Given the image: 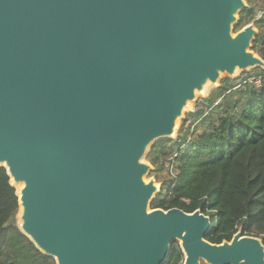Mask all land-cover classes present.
I'll use <instances>...</instances> for the list:
<instances>
[{"label": "water", "instance_id": "obj_1", "mask_svg": "<svg viewBox=\"0 0 264 264\" xmlns=\"http://www.w3.org/2000/svg\"><path fill=\"white\" fill-rule=\"evenodd\" d=\"M244 0H0V167L20 232L55 264H264L199 210L150 209L145 161L223 75L264 70ZM21 185V187H17Z\"/></svg>", "mask_w": 264, "mask_h": 264}, {"label": "trees", "instance_id": "obj_2", "mask_svg": "<svg viewBox=\"0 0 264 264\" xmlns=\"http://www.w3.org/2000/svg\"><path fill=\"white\" fill-rule=\"evenodd\" d=\"M246 14L249 19L255 14L250 0L239 13L240 23ZM260 37L264 41V35ZM257 55L264 60V49L260 48ZM253 71L257 83L245 84L247 103L237 113L236 106L223 104V111L211 118L199 135L186 140L182 126L174 139H160L171 148L158 149L163 160L175 155L174 174L162 183L150 209H180L185 213L199 210L211 219L206 240L212 244L230 241L241 231L243 236L261 239L264 245V70ZM154 145L145 158L157 171L163 163H159ZM18 210L15 188L0 167V264H55L20 232ZM180 263L183 255L174 242L163 264Z\"/></svg>", "mask_w": 264, "mask_h": 264}, {"label": "rangeland", "instance_id": "obj_3", "mask_svg": "<svg viewBox=\"0 0 264 264\" xmlns=\"http://www.w3.org/2000/svg\"><path fill=\"white\" fill-rule=\"evenodd\" d=\"M244 1L247 6L248 0H244ZM250 1L252 2V8L255 10L253 19H249L248 14H246L244 19L242 20V23H240L239 14H238V20L236 24L233 26V33L234 34L237 33V31L246 22H248L249 24L252 23L255 29L257 30L256 36L259 37L256 44H253L254 40L251 42V50L253 49L254 52L258 54V50L260 48L264 49V41L260 37L264 35V17L261 19L257 18V13L258 11H264V0H250ZM254 76L255 73L253 70H247L243 72L239 71L236 73L234 77H228L227 75H223L220 78L217 86L210 87L204 94L197 95L196 101L192 102L190 107L186 109L183 117L178 122L176 135L179 133V129L182 126L184 128L183 136L186 138V140L191 139L193 136L199 135L200 133L203 132L204 129H206L211 118L215 117V115L223 111L224 109V107L222 106L223 104L225 105L227 104L230 107L236 106L235 113H237L240 110V108L244 107L247 103V101H244L247 95L243 94V90H244L243 87L245 86L246 83L253 82ZM238 90L241 92H239ZM239 93L241 94L239 95ZM195 113H199V114L196 115ZM191 115L194 116L191 117ZM167 145H168L167 142H162L160 140H157L156 144L154 145L153 151H156L161 147H163V150L165 151H170L171 148H168ZM150 149L148 150V152L150 151ZM173 153H175V151H173ZM158 157H159V163H163V164L160 165L157 171L152 169L148 174L149 176H146V180L153 178L156 184L162 186V183L164 182L166 183L170 180L172 174L165 168L166 161L163 160V157L160 154V150H158ZM145 161H147L146 158Z\"/></svg>", "mask_w": 264, "mask_h": 264}, {"label": "built area", "instance_id": "obj_4", "mask_svg": "<svg viewBox=\"0 0 264 264\" xmlns=\"http://www.w3.org/2000/svg\"><path fill=\"white\" fill-rule=\"evenodd\" d=\"M264 11H258L257 18H263ZM253 70V69H251ZM257 83V82H256ZM174 163H175V156L169 157V159L165 163V168L173 175L174 173Z\"/></svg>", "mask_w": 264, "mask_h": 264}, {"label": "bare ground", "instance_id": "obj_5", "mask_svg": "<svg viewBox=\"0 0 264 264\" xmlns=\"http://www.w3.org/2000/svg\"><path fill=\"white\" fill-rule=\"evenodd\" d=\"M17 187L19 188V187H21V185H18Z\"/></svg>", "mask_w": 264, "mask_h": 264}]
</instances>
